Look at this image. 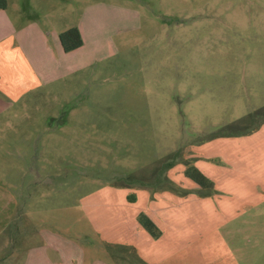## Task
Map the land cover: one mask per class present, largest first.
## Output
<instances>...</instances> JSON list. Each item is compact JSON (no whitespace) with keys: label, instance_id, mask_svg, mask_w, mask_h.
<instances>
[{"label":"rangeland","instance_id":"rangeland-1","mask_svg":"<svg viewBox=\"0 0 264 264\" xmlns=\"http://www.w3.org/2000/svg\"><path fill=\"white\" fill-rule=\"evenodd\" d=\"M5 1L0 36L14 33L43 85L0 114L12 139L0 151L21 152L0 156L12 165L3 179L20 210L56 228L84 230L63 220L100 188H169V165L196 145L264 120V0ZM73 26L84 44L65 52L59 35ZM261 204L225 228L253 236L241 263L264 264Z\"/></svg>","mask_w":264,"mask_h":264},{"label":"crops","instance_id":"crops-1","mask_svg":"<svg viewBox=\"0 0 264 264\" xmlns=\"http://www.w3.org/2000/svg\"><path fill=\"white\" fill-rule=\"evenodd\" d=\"M42 81L14 33L1 35L0 114L42 87ZM1 120L4 126L20 121ZM4 154L21 156L20 150L7 148L0 151ZM189 157L188 164L213 181L211 187L185 175L186 165L170 170L172 188L103 187L75 202L77 220H63L70 227L72 221L83 222L85 229L74 232L56 228V222L36 216L38 211L30 213V204L20 210L24 196L18 192L16 201L3 179L12 165L0 163V264H252L239 261L250 259V231L225 228L247 223L246 211L264 201V121L250 133L196 145ZM29 183L15 185L25 189Z\"/></svg>","mask_w":264,"mask_h":264},{"label":"trees","instance_id":"trees-1","mask_svg":"<svg viewBox=\"0 0 264 264\" xmlns=\"http://www.w3.org/2000/svg\"><path fill=\"white\" fill-rule=\"evenodd\" d=\"M6 8H7V2L5 0H0V9H6ZM59 38L62 48L65 52H71L75 49L80 48L84 44L81 30L77 26L70 27L69 29L61 32ZM259 112H264V107L259 109L257 113ZM263 121H261V123ZM261 123L253 128H248V125L246 124L244 125L245 129L248 128L246 131H241L239 133H235L232 135L234 136V135H243L250 133L254 131L256 128H258L261 125ZM176 164L177 163L170 164L168 170L173 166H175ZM185 165L187 166L185 169V175H187L192 180H194L200 187L209 188L213 185V181L208 176H206L198 167L194 165H189L188 163H185ZM169 182H170L169 188H172V185H174V183L172 180Z\"/></svg>","mask_w":264,"mask_h":264}]
</instances>
